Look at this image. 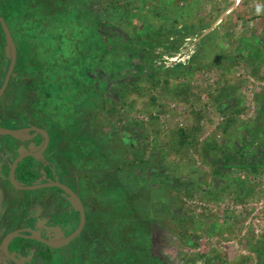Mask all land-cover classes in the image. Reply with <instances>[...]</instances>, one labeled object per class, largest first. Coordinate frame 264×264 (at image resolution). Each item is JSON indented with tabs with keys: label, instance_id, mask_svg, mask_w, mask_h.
<instances>
[{
	"label": "rangeland",
	"instance_id": "obj_1",
	"mask_svg": "<svg viewBox=\"0 0 264 264\" xmlns=\"http://www.w3.org/2000/svg\"><path fill=\"white\" fill-rule=\"evenodd\" d=\"M25 2L18 0L19 11L6 20L19 36L15 79L29 77L11 95L34 101V121L81 138L75 147L90 152L91 162L83 156L67 160L65 171L69 178L76 172L81 177L89 226L127 216L130 208L120 202L124 190L131 180L146 183L136 189L145 202L136 217L151 220L144 225L152 241L145 231L114 234L123 244H113V264H264V0ZM14 5L15 0H0V16L5 19ZM204 23L212 26L203 35L218 32L220 56L212 50L207 59L193 61ZM232 24V37H224ZM98 29L112 46L149 38L155 53H162L157 67L164 68L144 71V55L133 67L119 57L125 70L118 74L101 61L103 68L80 73L82 88L74 91L66 68L48 69L59 39L49 37L78 33L75 41L83 42L93 31L98 39ZM179 30L193 33L183 39ZM24 35L37 44L22 42ZM70 44L64 47L72 49ZM173 44L178 50L169 54ZM180 63L184 67L175 69ZM69 143L61 144L63 154ZM236 145L248 147L257 165L224 168L247 163L232 156ZM70 247L43 252L38 264H77L79 254ZM102 256L94 254L96 260Z\"/></svg>",
	"mask_w": 264,
	"mask_h": 264
},
{
	"label": "flooded vegetation",
	"instance_id": "obj_2",
	"mask_svg": "<svg viewBox=\"0 0 264 264\" xmlns=\"http://www.w3.org/2000/svg\"><path fill=\"white\" fill-rule=\"evenodd\" d=\"M5 22L12 34L17 55L9 84L0 97V128L20 131V133L18 135L0 134V199H6L5 203L2 200L0 201V210L4 208L2 212L3 224L0 228V256L6 260L5 263L0 262V264H16L5 255L2 248V242L8 234L21 231L23 235L30 237L31 233L29 231L31 230L49 241L56 242L70 236L78 228L81 221V214L74 201L62 189L48 187L26 190L18 189L12 184L10 172L15 160L20 155H26V157L15 168L14 176L19 185L33 186L51 182L64 184L80 198L86 220L81 233L74 240L61 247L52 248L34 239L15 237L8 243V251L26 264H38L43 252L55 251L72 245L70 248H75V251L79 254V257L75 260L77 264H105L103 261L91 259L94 255L90 253L92 248L90 249L87 244L84 248V242H89L94 236L93 228L90 236L87 234L88 230L85 232L91 211L81 192V177L77 172L70 178L68 177L65 171L69 170V167L61 163L57 156V150L53 147L57 139L56 135L61 137L63 133L58 134L54 131V127H46L40 122L34 121V101L30 100V103L29 101L20 102L14 95H11L15 84L20 86L22 80L29 77L20 76L15 79L20 60L19 36L6 20ZM0 27L2 28L1 23ZM2 39L4 44L0 45V89L11 63V52L4 31L3 36L0 31V41ZM7 61L9 62L8 65H6ZM22 86L20 88L28 90V93L34 95L32 90H29L30 87ZM29 129L45 131L48 135V141L39 131ZM63 136L65 137L64 141L69 139L65 133ZM64 143L67 145V142ZM31 173H37V177L31 179ZM56 173H59V175ZM14 216L16 217L14 218ZM16 238L29 240L31 244L26 247L23 242L13 243ZM36 242L45 246H39Z\"/></svg>",
	"mask_w": 264,
	"mask_h": 264
},
{
	"label": "trees",
	"instance_id": "obj_3",
	"mask_svg": "<svg viewBox=\"0 0 264 264\" xmlns=\"http://www.w3.org/2000/svg\"><path fill=\"white\" fill-rule=\"evenodd\" d=\"M15 1L17 2V6L14 5L13 8H11L9 10L10 13L8 14V11H7V13L4 16L5 20H7V21L9 20L8 19L9 15L10 16L12 14L16 15V11H19V10H17L19 8L18 0H15ZM25 1H26L25 3H30L32 1L36 2L37 0H25ZM111 10H113V8L112 9L110 8L107 12L111 13L112 12ZM114 12H115V9H114ZM1 15H4V14H1ZM54 19H53V22H56ZM56 19H57V17H56ZM235 25L232 24L231 26L226 27L224 37H228V38L232 37V35H233L232 29ZM211 26H212V24H210V23H208V24L204 23V24H202V27L200 28V32L197 33V35H198L197 37L199 38L198 50L195 52V55L192 57L193 61H195V60L200 61V60H203L204 58L207 59V57L209 56V53L212 50L215 51V53H217L218 56H220V50L221 49L219 46H221V45L217 39V36H218L217 30L210 31V32L206 33L205 35H203L204 31H207L208 29H210ZM220 27H222V26H220ZM190 30L193 31L194 27H190ZM0 31H1V34L3 36V30L1 27H0ZM97 32H98V35H97L98 39L94 38L95 34L93 31L91 34H87V38H85V37L83 38V42L75 41L74 38H76V35L78 33L75 35V37L73 35H72L73 37H64V38H67L65 40H64V38H61V37H63V35H61V34L59 36L51 34V37H49L51 42H53V40H57V38H59L58 40H60V42L58 40L56 41L58 46H55L53 48V53H52L53 56L50 57L51 59H53V61L51 62L52 65L48 64V69L50 70L51 68H53L56 72L59 73V71L66 68L67 69L66 73L68 75V79L71 81V83H72L71 86H72L74 91L77 90L78 88H82L80 73H82L84 76H86L87 75L86 72L91 70L93 67L94 68L95 67L96 68H103L104 65L102 63H100L101 61L105 62V60H107L109 62V64H108L109 66L106 65V67L111 66L114 70H117L118 74H120V72L122 70H125L123 67L120 66L121 64H119L118 61L116 60L119 57H124L125 58L124 60L127 62V64H129L127 66L133 67L131 62H133L135 60V58H137V57L139 58L140 56L144 55V56H146V60H147L146 66L142 65V68L144 69V71L147 70V68L152 69V70H155L157 68H159V69L164 68L163 66L157 67L160 58H162V53L161 54L155 53L154 44H152L150 42L149 38H146L145 41L142 40L141 43H139L140 39L138 37H135V40L130 41V43L123 42L121 44V42H120V43H117L114 46H112L111 43L105 41V38L103 36L101 29H98ZM192 33L193 32H191V31H183V30L177 31V34H180V35L183 34V37H182L183 39L186 38L185 36H188ZM156 34L157 33H155L153 35H156ZM99 37H102L103 39L99 38ZM22 39H23L22 42H24L25 44L30 41V43H29L30 46L32 43H33V45L37 44V42L34 43V41H31L30 39H26L25 35H24V38L22 37ZM64 42H65V45H66V43L67 44L71 43L70 46L72 44H74V47L72 49L70 47H64ZM132 42H138V43H136V45L139 46V49ZM2 44H4L3 39H2V41H0V45H2ZM133 45H134V47H133ZM140 46H142V47L140 48ZM114 47H115L114 54H116L115 56H113L112 50H111ZM176 50H178V46H174V44H173V46H169L167 48V51L169 54H174L176 52ZM19 51H20V49H19ZM120 54H122V56H119ZM108 55H110V56H108ZM62 58L66 59V62H64L63 64H62V62H63ZM97 59L99 61H97ZM94 61L95 62L97 61L99 63H97V65H94V63H93ZM8 63L9 62L7 61L6 65H8ZM174 67H175V69L181 70L184 67V65L180 63V64L175 65ZM82 69H83V71H82ZM36 76H38V75L36 74ZM54 131H57L58 134L63 133V135H64V133L68 132V131L65 132L64 129L58 130L57 127L54 128ZM67 134L70 135V133H67ZM63 135H61V137H60V135H56L57 140L55 141V144H54V146H60V148L58 147L57 156L63 165H68L67 160H73L74 158L80 157V156H83L84 158L90 156V152L87 153L88 155H84L85 153L83 154V151L85 149L84 150L82 149L83 150L82 153H79V151L77 150V147H75V145L77 143L76 141H79L81 138L72 135V136H69L70 140L68 139L67 141H64L65 137ZM181 135L183 138L188 137L185 130H182ZM60 139H62V140H60ZM83 140H85V142H87V140L85 138ZM63 141L64 142L70 141L69 148L67 150L64 149V152H65L64 154L60 150L63 148L61 145L63 143ZM238 142H241V140L236 139V143H238ZM78 146H80V144ZM234 150H235V152L232 154V156L234 158L239 156V159H245L246 158L247 163L245 165L226 164L224 166V168L233 169V168L238 167V168H241L244 170H248V169H252L251 167H253L254 165H257L256 160H253L252 156H250V155L248 156L247 153L245 152L246 150H248V147L244 148V145H238V146L236 145ZM86 160L91 162V160H89L87 158H86ZM68 167L70 168V164L68 165ZM56 174L59 175V173H56ZM30 177H31V179H35L37 177V173H31ZM131 181L132 182L129 184V188L127 190H124V192H123V195H125V197L123 196L122 200L120 201L122 204L121 207H124L127 205L129 206V208H130L129 214L125 217H120L121 220L119 219L118 221H116V219L113 217L114 220L112 222H110V225L109 224L107 225V221L105 222V224L103 222L99 221V223L97 224L96 227H92V226H89L90 222H88L86 230H85V232H87V230H88L87 234L90 236L91 235L90 232L92 231L91 229L93 228L94 236H93L92 240L89 239L90 241L88 242L89 248L90 249L92 248L90 250V253L92 255H94L96 252H102V255H103L102 259H98V260L103 261L105 264H113V262H115L113 259L114 255L112 256V254L115 253V250L113 248L114 247L113 244L114 245H122L123 244V241L119 242L118 240H116L118 242V244H116V241L114 240V237H113L114 234H116V237H117V236H121L122 233L125 232L126 230L129 233H131L132 235H133V233H136L137 230L139 232L145 231V233H147V236H148L147 238L152 241V234L148 232V230L145 228V225H144L145 223H148V224L152 223L151 220L142 219V221H141L140 219H138L136 217V215L138 214V209L141 206L145 205L144 199H142L136 193V189H138V185L143 186V184H146V183L140 182V180H136V181L131 180ZM116 205L119 206V204L114 205L115 209L118 208ZM116 216H118V215H116ZM124 226H125V228H124ZM89 227H91V228H89ZM113 229H115V230H113ZM116 230H118V231H116ZM116 232H120V233H116ZM17 242H23L26 247L31 244V241L23 240L21 238H16L13 240V243H17ZM36 243L39 246H42V247L45 246L41 243H38V242H36ZM85 246L86 245L84 244V248H85ZM109 252H110V254H108ZM111 257L113 260L111 259ZM130 258H133V256H131ZM91 259L96 260L94 258V256H92ZM105 260H107V261H105ZM107 262H109V263H107Z\"/></svg>",
	"mask_w": 264,
	"mask_h": 264
},
{
	"label": "water",
	"instance_id": "obj_4",
	"mask_svg": "<svg viewBox=\"0 0 264 264\" xmlns=\"http://www.w3.org/2000/svg\"><path fill=\"white\" fill-rule=\"evenodd\" d=\"M0 23L2 26V29L5 33L6 39H7V43L11 52V63L9 66V69L7 71L5 80L3 82V85L0 89V97L2 96V94L4 93V91L6 90L10 78H11V74L13 72L14 69V65L16 62V55H17V50H16V46L14 44V40L12 37V34L10 32L9 27L7 26L5 20L0 17ZM8 49V50H9ZM29 130H34V131H39L40 133H42L46 140L48 141V135L45 131L43 130H38V129H29ZM18 133H20V131H15V130H11V129H5V128H0V134H8V135H18ZM24 157H26V155H20L14 162L11 172H10V179L12 184L17 187L18 189H26V190H35V189H39V188H48V187H58L60 189H62L64 192H66L74 201L76 207L78 208L80 214H81V221H80V225L78 226V228L68 237L60 240V241H56V242H52L49 241L43 237H41L39 234H37L34 231H29L31 233V236H25L22 234L21 231H17V232H12L10 234H8L3 242H2V248L3 251L5 253V255L11 259L13 262H15L16 264H26L24 261L20 260L19 258H17L16 256H14L13 254H11L8 249H7V245L8 243L15 237H25V238H30V239H34L37 241H40L42 243H45L46 245L52 247V248H57V247H61L69 242H71L72 240H74L82 231L84 224H85V211H84V207L83 204L80 200V198L76 195V193L71 190L70 188H68L67 186H65L64 184L60 183V182H51V183H43V184H39V185H33V186H21L18 184V182L15 179L14 173H15V168L17 166V164L24 159Z\"/></svg>",
	"mask_w": 264,
	"mask_h": 264
}]
</instances>
